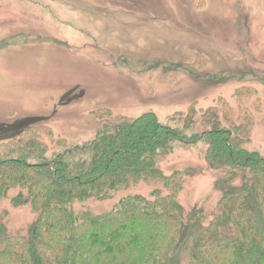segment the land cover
Listing matches in <instances>:
<instances>
[{
    "label": "rangeland",
    "instance_id": "rangeland-1",
    "mask_svg": "<svg viewBox=\"0 0 264 264\" xmlns=\"http://www.w3.org/2000/svg\"><path fill=\"white\" fill-rule=\"evenodd\" d=\"M241 87L253 88L239 99ZM225 98L248 107L247 148L264 156V0H0V140L47 124L49 151L95 138L105 123L152 112L161 122ZM59 138V139H60ZM204 142L178 144L167 173L190 168L179 200L208 212L221 193ZM145 183L95 200V212ZM0 203L16 233L35 219L29 205Z\"/></svg>",
    "mask_w": 264,
    "mask_h": 264
},
{
    "label": "trees",
    "instance_id": "trees-1",
    "mask_svg": "<svg viewBox=\"0 0 264 264\" xmlns=\"http://www.w3.org/2000/svg\"><path fill=\"white\" fill-rule=\"evenodd\" d=\"M168 119L120 117L82 145L59 137L50 151L47 124L0 140V203L15 189L12 205L35 213L12 233L0 208V264H264V156L247 148L251 109L220 98ZM198 142L219 172L221 198L206 213L179 200L191 169L163 167L178 144ZM139 183L151 186L148 194H127L102 212L89 206Z\"/></svg>",
    "mask_w": 264,
    "mask_h": 264
}]
</instances>
